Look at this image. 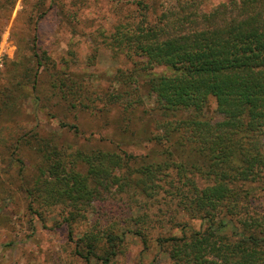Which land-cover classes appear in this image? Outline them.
Masks as SVG:
<instances>
[{
  "label": "trees",
  "instance_id": "obj_1",
  "mask_svg": "<svg viewBox=\"0 0 264 264\" xmlns=\"http://www.w3.org/2000/svg\"><path fill=\"white\" fill-rule=\"evenodd\" d=\"M137 5L141 18L106 37L132 66L118 69L103 100L106 108L129 101L128 126L136 107L152 104L159 115L152 139L166 142L162 159L123 149L65 154L48 141L40 143L37 176L22 178V187L32 202L61 205L71 234L108 195L126 204L124 221L98 217L76 240V254L88 262L111 264L130 233L147 244L149 211L163 193L165 203L202 221L196 229L181 217V235L157 238L172 264H264V211L253 205L264 195V0H227L210 10L202 0H180L158 16H148L144 1ZM52 94L69 109H101L73 78L53 75ZM211 98L221 119L205 115Z\"/></svg>",
  "mask_w": 264,
  "mask_h": 264
},
{
  "label": "rangeland",
  "instance_id": "obj_2",
  "mask_svg": "<svg viewBox=\"0 0 264 264\" xmlns=\"http://www.w3.org/2000/svg\"><path fill=\"white\" fill-rule=\"evenodd\" d=\"M138 1L150 6L148 16H158L180 0H0V264H102L77 255L76 240L93 219L116 216L124 221L128 216L126 204L108 195V200L94 205L90 221L75 223L71 234L61 205L32 202L22 178L37 176L42 164L40 143L50 141L65 154L123 149L162 159L166 142L152 139L159 128L152 104L136 107L135 121L128 126L122 116L123 101L106 108L103 100L104 92L117 86L118 69L132 66L130 60L114 55L106 37L123 23L141 18ZM225 1L202 0L201 6L210 10ZM53 75L82 83L101 109H69L52 94ZM205 115L221 119L215 98ZM79 166L85 171V165ZM159 196L149 211L154 227L148 243L128 234L111 264H172L159 250L157 238L181 235V217L193 228L202 227L200 219L165 203L163 193ZM253 205L264 211V195Z\"/></svg>",
  "mask_w": 264,
  "mask_h": 264
}]
</instances>
